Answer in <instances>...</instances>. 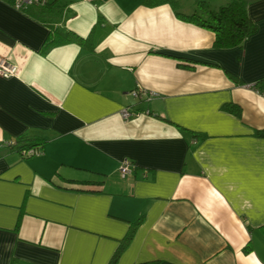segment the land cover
<instances>
[{"label":"crops","instance_id":"0c3cea01","mask_svg":"<svg viewBox=\"0 0 264 264\" xmlns=\"http://www.w3.org/2000/svg\"><path fill=\"white\" fill-rule=\"evenodd\" d=\"M148 1L0 0V264H264V0L226 48Z\"/></svg>","mask_w":264,"mask_h":264},{"label":"trees","instance_id":"16d2710c","mask_svg":"<svg viewBox=\"0 0 264 264\" xmlns=\"http://www.w3.org/2000/svg\"><path fill=\"white\" fill-rule=\"evenodd\" d=\"M163 1L166 0H149L148 3L153 5ZM200 5L202 12H194L192 14H177L186 20L212 29L216 34L215 45L219 48L240 45L245 38L256 31V24L248 15L245 0H230L225 5L219 6L217 9L210 8L208 2L203 0L200 1ZM56 31L64 37H67L70 34L69 31L61 32L62 30L59 29ZM252 86L257 88V90H259L261 93L264 92V80L253 83ZM223 109L237 115L240 114L239 106L234 103L225 104ZM257 134L264 136V129L257 131ZM36 140L37 142H34ZM21 141L26 144L20 146V149L25 146H28L29 148H36V145L42 143L41 139L33 138L21 139ZM138 223L139 221L131 225L127 235L122 240L120 249H122L124 245L132 238ZM115 259H113L109 264H114Z\"/></svg>","mask_w":264,"mask_h":264},{"label":"built area","instance_id":"2783aa9c","mask_svg":"<svg viewBox=\"0 0 264 264\" xmlns=\"http://www.w3.org/2000/svg\"><path fill=\"white\" fill-rule=\"evenodd\" d=\"M56 0H14L13 5L17 9H27L28 7L35 6V7H46L52 4ZM19 73V67L16 63L12 62L6 56L0 54V75L8 77L17 75ZM131 94L134 97H141L143 94H147L146 90L143 89L141 86H138L134 90L131 91ZM264 95V92H262ZM131 113L129 110L124 109L122 111V115L124 117H128ZM38 149L36 148H27L21 150L22 155L30 156L36 154ZM120 174L122 176H126L132 172V164L129 159H124L119 167Z\"/></svg>","mask_w":264,"mask_h":264},{"label":"rangeland","instance_id":"374dc122","mask_svg":"<svg viewBox=\"0 0 264 264\" xmlns=\"http://www.w3.org/2000/svg\"><path fill=\"white\" fill-rule=\"evenodd\" d=\"M227 1L230 0H209V7L212 9H217L221 5H225Z\"/></svg>","mask_w":264,"mask_h":264}]
</instances>
